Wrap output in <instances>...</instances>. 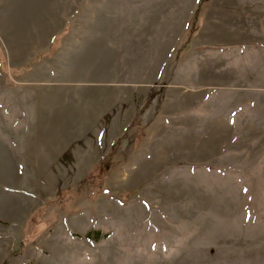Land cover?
Listing matches in <instances>:
<instances>
[{"label": "rangeland", "instance_id": "1", "mask_svg": "<svg viewBox=\"0 0 264 264\" xmlns=\"http://www.w3.org/2000/svg\"><path fill=\"white\" fill-rule=\"evenodd\" d=\"M0 118V264H264V0H0Z\"/></svg>", "mask_w": 264, "mask_h": 264}, {"label": "crops", "instance_id": "2", "mask_svg": "<svg viewBox=\"0 0 264 264\" xmlns=\"http://www.w3.org/2000/svg\"><path fill=\"white\" fill-rule=\"evenodd\" d=\"M41 123L27 122L21 119L0 118V208L18 206L13 196L15 191H19L23 176H34L35 174H51V155H46V148L42 146L41 139L44 134L38 130L37 136L32 137V141H25L20 147V137H25L29 131L40 126ZM40 142L41 148L35 143ZM51 154V153H49ZM29 178L27 179V181ZM33 180V179H32ZM5 189H10L12 194H6ZM25 189V188H22ZM30 188H28L29 190ZM12 196V197H11ZM11 197V198H10ZM34 206V205H33ZM32 206V207H33ZM9 223L4 221L0 214V226ZM3 224V225H4Z\"/></svg>", "mask_w": 264, "mask_h": 264}, {"label": "trees", "instance_id": "3", "mask_svg": "<svg viewBox=\"0 0 264 264\" xmlns=\"http://www.w3.org/2000/svg\"><path fill=\"white\" fill-rule=\"evenodd\" d=\"M100 188H103L104 190H106L105 187H100ZM106 191H108V190H106ZM97 193H98V192H97ZM98 233H99V232H98ZM89 235L92 236V232H90Z\"/></svg>", "mask_w": 264, "mask_h": 264}]
</instances>
